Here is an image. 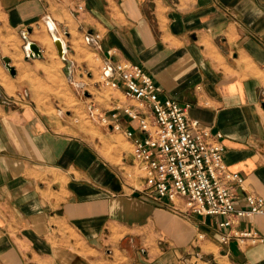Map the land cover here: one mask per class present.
Wrapping results in <instances>:
<instances>
[{
	"label": "crops",
	"instance_id": "1",
	"mask_svg": "<svg viewBox=\"0 0 264 264\" xmlns=\"http://www.w3.org/2000/svg\"><path fill=\"white\" fill-rule=\"evenodd\" d=\"M27 40L41 56H27ZM105 58L141 64L163 98L189 103L190 118L222 133L226 164L245 177L237 194L264 197V0H0V264H264V242L225 245L214 217L134 190L120 171L127 152L105 147L131 140L71 116L70 83L84 73L73 93L81 85L106 111L135 104L102 82ZM18 90L30 103L5 101ZM250 226L264 234V214L240 224Z\"/></svg>",
	"mask_w": 264,
	"mask_h": 264
},
{
	"label": "built area",
	"instance_id": "2",
	"mask_svg": "<svg viewBox=\"0 0 264 264\" xmlns=\"http://www.w3.org/2000/svg\"><path fill=\"white\" fill-rule=\"evenodd\" d=\"M88 37L91 45L101 48L99 33L90 32ZM101 79L110 88L122 87L124 96L135 101L133 105L115 103L108 111L89 105L88 113L92 121L131 140L133 163L127 177L139 182L138 187L132 186L149 199L166 200L174 211L214 217L225 245L263 243L261 231L240 224L264 214V197L237 194V188L245 190V177L226 164L222 133L213 134L199 119L190 118L189 103L163 98L161 85L137 62L105 58ZM28 95L27 90L19 91L7 103L21 104ZM123 116L136 121L138 129L123 125ZM241 197L243 207L238 205Z\"/></svg>",
	"mask_w": 264,
	"mask_h": 264
},
{
	"label": "rangeland",
	"instance_id": "3",
	"mask_svg": "<svg viewBox=\"0 0 264 264\" xmlns=\"http://www.w3.org/2000/svg\"><path fill=\"white\" fill-rule=\"evenodd\" d=\"M54 37H56V36H54ZM67 57V56H66ZM88 57L90 58V59H92V60H94V61H98L99 59H97L98 58V56L96 55V54H94L93 52H89L88 53ZM69 59V58H68ZM70 60V59H69ZM65 64V63H64ZM65 67H66V64H65ZM75 77H76V79H75ZM75 77H74V80H73V82L74 83H70V88L73 90L74 89V85H76V84H80V82H85L86 83V81L88 82L89 81V77H88V75L87 74H83L82 75V78H79V76L78 75H75ZM68 78H69V76H68ZM72 90L70 91V99H71V106L72 107H70V108H67L68 109V111H70V112H72V114H71V116H73L74 117V115H73V113H76L77 115H79V116H81V117H84L86 120H87V123L89 124V123H91V125H89V127L91 128V130L93 131V132H96L95 130H94V125L92 124V120L91 119H89V117H88V113H89V105H98L96 102H95V100H94V93L93 92H87V89H86V91H84L83 90V87L81 86V85H79V87L77 88V92L76 93H73L72 92ZM21 91V90H20ZM23 91V90H22ZM17 92H19V90L17 91ZM16 92V93H17ZM28 92H29V95L23 100V102L21 103L22 105H26V104H28V103H30V98H31V96H30V91L28 90ZM15 93V94H16ZM14 94V95H15ZM14 95H12V96H9V97H7L6 99H5V101L7 102L8 101V99L10 98V97H13ZM66 96V95H65ZM15 104V103H14ZM15 105H17V104H15ZM58 110H60V113L61 114H63L64 113V115L67 117V115L65 114V111H66V109L65 108H57ZM54 110V109H53ZM54 111H57V110H54ZM84 119V120H85ZM83 120V121H84ZM95 123H97V122H95ZM88 124H86V125H88ZM88 130V129H87ZM105 147H107L108 148V152L112 149V147H119V148H121L122 150H124V151H126L127 152V155H125L124 156V159H130V163H129V165H131L132 163H133V159H132V157H131V151H132V147L130 146V145H128L126 142H125V140H124V136L122 135V134H118L117 136H114L113 138H112V140L108 143V145H105ZM125 153V152H124ZM117 160L118 161H120L119 163L120 164H122V161H121V157L119 156V158H117ZM120 164H118V165H120ZM118 165H117V167H118ZM130 168H128V169H122V170H120V171H122L123 173V176L126 178V179H130V178H128L127 177V171L129 170ZM131 180H133L134 182H135V185L138 187V184H139V182L138 181H136V178H133V179H131ZM132 188L134 189V190H138L137 188H134V186H132Z\"/></svg>",
	"mask_w": 264,
	"mask_h": 264
},
{
	"label": "water",
	"instance_id": "4",
	"mask_svg": "<svg viewBox=\"0 0 264 264\" xmlns=\"http://www.w3.org/2000/svg\"><path fill=\"white\" fill-rule=\"evenodd\" d=\"M54 42L57 46L58 52L63 59V61L66 64V71H69L71 67V61L66 57V51H67V46L64 42V40L61 37H54ZM25 50L27 52L28 57H35V56H41L42 55V50L40 46L31 40H27V43L25 45ZM4 63L6 67L9 69V71L12 74H15V67L11 65V59L8 56L3 57Z\"/></svg>",
	"mask_w": 264,
	"mask_h": 264
},
{
	"label": "bare ground",
	"instance_id": "5",
	"mask_svg": "<svg viewBox=\"0 0 264 264\" xmlns=\"http://www.w3.org/2000/svg\"><path fill=\"white\" fill-rule=\"evenodd\" d=\"M53 26V25H52ZM54 27V26H53ZM56 36V35H55ZM57 37V36H56ZM44 43H46L47 45H49L51 42L48 38H44L43 39Z\"/></svg>",
	"mask_w": 264,
	"mask_h": 264
}]
</instances>
